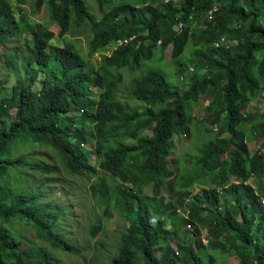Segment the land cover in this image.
<instances>
[{"label": "trees", "instance_id": "16d2710c", "mask_svg": "<svg viewBox=\"0 0 264 264\" xmlns=\"http://www.w3.org/2000/svg\"><path fill=\"white\" fill-rule=\"evenodd\" d=\"M166 1L124 0L111 6V0H95L102 14L97 20L84 0H0V47L21 28L36 34L28 42L33 43L28 75L16 72L12 86L10 80L0 82L5 86L0 94V264H33L32 255L43 260L34 247L20 250L22 239L9 225L18 219L54 250L84 253L50 228L55 214L52 223L44 221V211L36 205L39 197L26 198L15 182L7 184L21 169L49 173L41 162L16 158L27 145L54 151L71 176L95 177L98 169L110 175L90 184L94 209L106 213L119 208L126 217L115 251L109 252L110 264H220L221 256L264 264V206L255 193L264 198V155L252 154L245 144L264 138V112L256 117L249 110L264 91V0ZM215 5L220 14L207 21ZM25 6L38 15L48 7L50 25H57L59 34L25 25ZM137 19L143 24L137 25ZM87 25L93 35L86 58L69 39ZM218 36L236 38L238 45L217 49ZM162 41L172 46L178 88H171L161 71L149 70L134 79L129 93V100L143 109L117 101L116 73L139 72ZM189 44L192 51L184 60ZM95 55L102 57L98 69L91 59ZM6 62L21 65L14 57ZM202 68L206 76H200ZM211 89L221 93L220 101L207 107V119L197 127L208 133L214 127L216 134L199 149L192 167L178 173L167 162L174 140L189 138L194 110ZM73 111L81 115L66 117ZM87 144L93 154L82 151ZM148 187L152 196L144 194ZM196 187L202 192L194 194ZM177 207L187 219L179 220ZM102 227V222L91 224L89 237L107 253L104 234H98ZM201 228H207L211 252Z\"/></svg>", "mask_w": 264, "mask_h": 264}, {"label": "rangeland", "instance_id": "374dc122", "mask_svg": "<svg viewBox=\"0 0 264 264\" xmlns=\"http://www.w3.org/2000/svg\"><path fill=\"white\" fill-rule=\"evenodd\" d=\"M89 8L91 14H93L97 20L102 18V14L99 13L97 4L95 0H84ZM124 3V0H111V6H118ZM218 7V6H217ZM24 17L25 25L34 24V28H50V31L54 32L57 36L60 32V28L57 25H50V9L45 6L44 11L41 15H38L34 11L32 6L24 7ZM136 24H143L142 19L135 20ZM199 26V25H198ZM205 30L208 28L207 25L203 27ZM239 28V27H238ZM196 27H193V32H196ZM92 33L89 26H85L81 31L76 32V38H70V41H75L80 45V49L84 52V56L87 58L90 52V43L92 41ZM36 37L35 32H26L21 28L19 34L7 41V44H4L0 47V82L11 81V86L16 82L17 78L15 76L16 72L22 70V74L26 77L27 69V56L31 53L33 43L29 46L28 42L32 41ZM226 37L231 42H235L236 38L227 37V36H218L217 39ZM158 50L155 56L148 61L143 62L142 67L139 72L131 74L126 71L118 72L114 76V81L118 83V91L116 95V100L120 101L130 107H139L143 109L145 106L141 103L133 101L131 98L129 100V93L131 90V84L135 78L142 76L149 70L161 71L165 76L167 83L171 88H178L179 78L177 69L173 66V49L170 45H165V42L162 41V45H157ZM192 45H188L186 53L183 57L184 60L190 55L192 51ZM110 56V53H107ZM14 57L19 63L13 64L12 66L7 65L6 62L8 58ZM93 63L98 69L99 65L102 62L101 55H95L91 58ZM55 62L53 61L51 67L55 68ZM186 70L188 68L185 67ZM176 72V73H175ZM208 72H205V69H200V76H206ZM179 76V75H178ZM110 77V76H109ZM111 78V77H110ZM27 83H31V75L26 79ZM5 90V86L2 87L0 83V94ZM221 93L216 90H210L207 93V96L204 97L198 107L195 108L193 118L189 124V138H186L184 135L174 140L175 147L169 154L167 158L168 165L177 171L182 173L187 166L193 165L198 158L199 149L206 143V141L213 140L216 132L213 131L214 127L210 128V133L202 132L197 126H200L199 122L204 118L207 119V107L212 106L220 101ZM255 103V105H252ZM249 110L251 114H255L256 117L260 113L264 112V103L261 101L253 102ZM80 111H73L72 113L66 114V117L80 116ZM206 126L208 125L205 122ZM260 127V126H258ZM220 128V127H219ZM250 128V126H249ZM251 131L253 128L251 127ZM257 130V129H256ZM255 130V131H256ZM221 131V129H220ZM148 135H151V132H148ZM223 137H227L224 135ZM262 139H255L254 141L249 142V150L253 154L257 151V148L261 144ZM86 149L82 151L93 154L91 150L92 147L90 144L84 146ZM16 158L27 157L26 159L31 162H41L47 167L50 171L47 175H44L41 171H33L28 168L21 169L20 175L8 178V185L15 182V189L26 198H37L39 197L37 206L41 207L44 211V221L51 222L53 214L56 215L55 222H51L53 226L50 228L58 235L63 236L68 242L78 246L83 254L80 256L73 255L69 252H62V250H54L52 245L44 239L43 235L36 230H31L26 227L22 219L14 220L9 223L13 227L14 235L22 239V242L19 245L20 250H26L28 247H34L36 249V255L42 256L43 260L36 258L34 255L30 257L31 263L33 264H110V258L113 256L109 255V252L115 251V246L117 245L115 237L121 235L122 231L125 230L127 221L125 215L120 211L119 208L116 210L111 209L106 213H103L99 209H94V200L90 192V184L92 181L97 179L98 176L106 177L110 179V175L100 169H98L97 175L95 177H90L89 175H82L81 177H74L68 174L64 167L62 166L58 155L51 151L50 149L34 147L30 145L24 147L22 151H18ZM226 157V156H225ZM21 160V159H19ZM93 165L95 161L92 160ZM97 166V162L96 165ZM16 178L14 181L13 178ZM255 178V177H254ZM253 180V184H255ZM120 183V181L118 180ZM108 183H110L108 181ZM114 185V183H111ZM121 184V183H120ZM129 184V183H127ZM126 184V185H127ZM162 192L169 197L167 186H164ZM202 192V187H196L194 194H199ZM145 195L152 196V189L150 187L144 190ZM29 195V196H27ZM220 199L222 205L225 207L226 198L220 194ZM113 207V206H112ZM179 207H177L178 209ZM176 209V210H177ZM177 212L181 215L180 219H187V214L178 209ZM47 214H50L47 218ZM121 214V215H120ZM184 217V218H183ZM102 222L103 227L100 234L103 235L102 244L106 250H109L107 253L103 252L101 247H97L96 243L89 237V227L90 225H96ZM180 221H178L179 224ZM192 226V229L196 226ZM105 230V233H104ZM38 233V234H37ZM98 236V237H99ZM200 237L202 239H209V234L207 228H201ZM173 246L176 248L177 245L173 242ZM212 240H210V245L208 246L209 251L211 252ZM96 251V253H95ZM158 254V252H156ZM116 255V253H115ZM40 260V261H38ZM48 261V262H47ZM220 264H240V259L230 256H221ZM25 264H29L25 261Z\"/></svg>", "mask_w": 264, "mask_h": 264}, {"label": "built area", "instance_id": "2783aa9c", "mask_svg": "<svg viewBox=\"0 0 264 264\" xmlns=\"http://www.w3.org/2000/svg\"><path fill=\"white\" fill-rule=\"evenodd\" d=\"M169 2V0H167L165 3L167 4ZM218 6V7H217ZM220 14V7L219 5H215L208 13V17H207V21H213L216 16ZM179 29L181 30L182 29V26L179 27ZM127 43V42H126ZM123 43L119 42L118 43V46H121ZM233 45H238V41L236 40L234 43L231 42L230 40H228L226 37H222L220 39H217L216 42L214 43V47L217 48V49H225V50H230ZM117 48H113V50H116ZM263 102L264 103V91H262L260 94H259V97L258 99L256 100L257 104L259 102ZM255 102V101H254ZM252 105H255V103H253ZM244 117H247V114H244ZM215 131H217V129H215ZM262 139V138H261ZM245 144H247L249 146V142L248 141H245ZM261 144H263L262 146L260 145L258 148H257V151H259V153L263 154L264 155V138L262 139V142ZM256 195L259 196L260 198V202L262 204V206H264V198H262V196L259 194V192L256 190ZM203 242L206 246H208L210 244V240L209 239H203Z\"/></svg>", "mask_w": 264, "mask_h": 264}, {"label": "clouds", "instance_id": "9594fccd", "mask_svg": "<svg viewBox=\"0 0 264 264\" xmlns=\"http://www.w3.org/2000/svg\"><path fill=\"white\" fill-rule=\"evenodd\" d=\"M178 214H180V212H179ZM202 241H203V239H202ZM203 243H204V242H203ZM204 245H205V244H204ZM209 245H210V244H209ZM209 245H208V246H209ZM205 246H206V245H205Z\"/></svg>", "mask_w": 264, "mask_h": 264}]
</instances>
